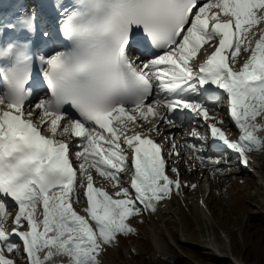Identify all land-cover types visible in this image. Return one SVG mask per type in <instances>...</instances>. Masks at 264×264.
Returning a JSON list of instances; mask_svg holds the SVG:
<instances>
[{
	"label": "snow or ice",
	"instance_id": "snow-or-ice-1",
	"mask_svg": "<svg viewBox=\"0 0 264 264\" xmlns=\"http://www.w3.org/2000/svg\"><path fill=\"white\" fill-rule=\"evenodd\" d=\"M59 9L55 39L63 38L64 50L39 55L29 36L35 11L0 18V264H17L5 252L21 247L27 264L57 255L68 264H101L119 236L136 233L130 218L156 212L173 188L179 191L178 170L171 169L175 179L166 174L163 145L141 131L124 133L129 123L152 116L174 125L188 110L213 121L211 136L243 166L247 153L264 150L256 135L264 123H255L264 119V0H77ZM249 34L259 37L254 46ZM43 36L53 39L49 31ZM205 44L214 50L197 68L191 62ZM241 53L248 55L234 70ZM225 95L237 141L217 127L224 123L219 112L209 114ZM148 131L159 134V126ZM190 135L205 139L196 128ZM186 146L201 164L220 163L206 159L202 147ZM177 148L173 143L168 155H179ZM90 169L117 198L95 186ZM126 169L127 185L120 178ZM80 203L83 215L73 206ZM10 216L16 227L9 233Z\"/></svg>",
	"mask_w": 264,
	"mask_h": 264
},
{
	"label": "rangeland",
	"instance_id": "rangeland-1",
	"mask_svg": "<svg viewBox=\"0 0 264 264\" xmlns=\"http://www.w3.org/2000/svg\"><path fill=\"white\" fill-rule=\"evenodd\" d=\"M181 127L177 132L185 125ZM188 127L180 132L181 138H189V131L199 129L191 124ZM189 153L185 150L179 158L186 159ZM259 155L251 157L255 163L253 173H243L235 160L227 161L229 157L222 154L205 156L220 161L213 168L204 165L194 169L188 164L184 183L189 186L160 204L156 212L129 219L136 233L119 236L118 243L99 257L101 264H234L227 258L229 254L218 256L210 247L216 241L225 244L227 235L234 257L246 264H264V170L259 169H264V156ZM200 198H208V203L201 207ZM210 215L217 224H211Z\"/></svg>",
	"mask_w": 264,
	"mask_h": 264
},
{
	"label": "bare ground",
	"instance_id": "bare-ground-1",
	"mask_svg": "<svg viewBox=\"0 0 264 264\" xmlns=\"http://www.w3.org/2000/svg\"><path fill=\"white\" fill-rule=\"evenodd\" d=\"M219 113H220V115H222V114H224V109L223 108H220L219 109ZM158 120V119H157ZM139 123V122H138ZM151 124V126L153 127L154 125H155V123H153V122H151L150 123ZM165 122L163 121V120H161L160 121V123L158 124V126L160 125V129H159V133H160V131H161V129H163L164 130V134H165V132H168V134H166V136H169L170 138H172L173 137V135L178 131V129H180V127H181V124H174V125H171L169 128H167L166 126H165ZM162 126H163V128H162ZM147 128V126H145V129ZM152 134H154V136L157 138L158 137V133L157 132H155V131H153V132H151ZM203 134H205V132H203ZM181 141V140H180ZM175 142V144H177L178 145V148L176 149V150H179L180 148H181V143L182 144H184L185 145V143H184V141H182V142ZM197 141V140H196ZM173 143V142H172ZM73 144V150H77L76 149V142H73L72 143ZM263 151V150H262ZM258 154H260L259 156H264V154H261L260 152H258L257 153V155ZM179 163V162H178ZM197 164V163H196ZM196 164H195V168H197V166H196ZM181 167H182V165H180ZM204 166V165H203ZM202 166V167H203ZM176 167H178L179 168V166H178V164H176ZM201 168V167H200ZM204 168V167H203ZM206 170H207V168H205ZM259 169H261V170H264L263 169V167H260ZM179 170H183V169H181V168H179ZM194 174H196V173H194ZM199 175V174H198ZM210 179V178H209ZM212 181V180H211ZM213 184V183H212ZM207 199L208 198H206V199H203V203L205 204V202H207ZM208 203V202H207ZM210 214H212L211 213V211H210ZM210 219H211V224H213V225H215V224H217V222H216V220H215V217L213 216V215H210ZM240 238L239 239H242V235H240L239 236ZM225 244H219V243H217V241L216 242H214V243H211V245H210V247H211V249L213 250V251H215L217 254H218V256H221V257H226L225 256V254H224V252H226L227 254H229L230 256L228 257L227 256V258L228 259H230V260H232L233 262H234V264L236 263V264H246L245 262H243L242 260H240V259H238V258H236V257H234L233 256V254H232V242H231V240L228 238V235L227 236H225ZM215 241V240H214ZM210 244V243H209ZM251 264H253V263H251Z\"/></svg>",
	"mask_w": 264,
	"mask_h": 264
}]
</instances>
